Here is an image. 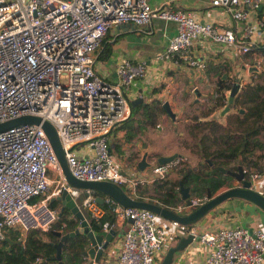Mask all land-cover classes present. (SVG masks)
I'll list each match as a JSON object with an SVG mask.
<instances>
[{"label": "built area", "instance_id": "built-area-1", "mask_svg": "<svg viewBox=\"0 0 264 264\" xmlns=\"http://www.w3.org/2000/svg\"><path fill=\"white\" fill-rule=\"evenodd\" d=\"M264 0H210L223 9L240 30L218 28L197 18L171 0L153 7L148 0H0V122L22 115L38 116L56 130L71 174L89 181L108 180L123 184L129 195L141 186L182 165L177 157L155 163L150 169L123 173L111 148L113 130L131 114L126 89L146 72L145 61L123 58L116 66L115 80L94 68V55L106 32L114 25L131 22L144 30L153 16L172 20L175 34L157 61L184 58L186 65L204 70L206 63L188 51L197 39L236 45L246 53L254 44L256 26L249 15ZM260 69L262 59L255 63ZM86 155V156H85ZM244 175L246 169L243 167ZM260 172L246 177L254 185ZM66 190L76 198L84 189L71 186L40 123L22 122L0 130V233L3 228L47 230L57 209L50 200ZM80 205L96 219L105 209L90 189ZM259 191V190H258ZM264 195V191L260 190ZM131 193V194H130ZM134 197V196H132ZM182 199L172 209L177 214L198 207L207 197ZM153 210L122 206L116 202L108 230L119 219L127 221L121 230L122 244L117 264H159L169 229L160 224ZM173 227L191 233L209 251L204 264H264V228L232 225L197 231L195 227L170 219ZM83 264H97L87 255Z\"/></svg>", "mask_w": 264, "mask_h": 264}, {"label": "crops", "instance_id": "crops-1", "mask_svg": "<svg viewBox=\"0 0 264 264\" xmlns=\"http://www.w3.org/2000/svg\"><path fill=\"white\" fill-rule=\"evenodd\" d=\"M165 1L167 0H148L149 4L153 7L159 6ZM171 1L178 7L192 11L197 18L214 23L218 28L240 30L243 24V22L235 24L227 12L221 8L212 6L210 0ZM256 21H261L262 24L256 26V31L252 35V39L255 41L253 45L259 46L264 44V2L260 6L259 11H252L249 15L248 22L255 24ZM125 28L127 27H121L117 24L107 31L105 43L110 45L108 56L106 58L100 57V50L102 48L100 46L94 55V68L102 75L115 80L117 78L116 66L123 58L146 62L147 68L145 74L135 78L130 83L126 89V94L130 99V103L135 101L131 105H140V107L150 103L153 99H159L162 102L168 100L172 111L175 113V119H171L164 110L159 114V124L154 127L157 129V133L160 134V138L163 132H165L163 135L166 136H175L176 133L180 137L184 136V128L183 126L180 128V126L183 122L193 121L192 119L195 117V113L201 107L199 105L205 104L208 100V96L213 91L215 72L222 71V75L225 73V76L221 75L222 78H228L230 81L238 78L241 84H245L251 80L252 72L256 71L247 70L246 66L254 64L256 61H252L250 56L241 53L236 45L220 44L207 38L195 40L190 46L188 54L189 56L193 55L199 59H203L206 66L209 64V67H211L210 70H207V68L205 70H199L194 66H188L183 57H175L173 60L157 61L155 55L165 49L169 38L176 32V24L172 20L153 16L151 22L146 27L144 26V30L140 29L136 24H133L126 30ZM229 72H231V75H229ZM195 87H197V91L200 93L198 99L193 91ZM226 92L228 93L229 89ZM215 111L211 112L207 118H212ZM216 113L218 118L223 114L221 110L216 111ZM198 118L203 119L202 116ZM222 118H220L221 122L224 123ZM125 131L126 129L123 127V124H120L113 130L110 141L111 148L120 151V157H117V159L122 166V171H132L136 168L135 165L138 158L132 155L134 157H129L128 159L127 156L130 154L129 150L135 152L141 151L142 154L144 147H141L140 134L142 133L143 136L144 134L143 132L137 133L131 140H127L125 138ZM258 136L264 142V129H262ZM144 138L153 142L152 145L147 146L153 148L147 154L149 160H154L159 154H169L175 151V149L170 148L171 145L169 147L164 145V142L168 140L163 141L162 145L157 147L154 143L156 141L155 138H148L147 136H144ZM160 147L162 150L159 151L158 149ZM185 149L184 147L183 149L176 148L181 156H185L186 158L187 156L185 154L192 152ZM195 155L197 154H191V156ZM253 157L262 161L264 164V149L259 146L255 147ZM197 158L198 160L201 159L199 156ZM131 160L132 163H130ZM253 170L258 171L256 168H253ZM233 179L232 184L228 186L239 185V182L235 178ZM253 187L256 190L264 191V168L260 172V176L255 180ZM192 210L184 212V215L190 213ZM158 221L170 231L165 243L164 252L160 257L161 260L167 248L174 245L187 232L173 227L168 218L159 217ZM187 224L190 227H195L197 231L232 225H240L247 228L261 226L264 228V210L247 199L230 197L221 201L202 217ZM126 225V220L119 219L112 227H109L113 228L116 233L113 235L107 247L102 251L98 259V264H117L115 257L121 249V230ZM105 231L102 230L99 232L104 233ZM25 234L22 233V237ZM208 251L209 247L206 244L193 239L183 250H179L174 254L171 264H204ZM46 264H58V262H48Z\"/></svg>", "mask_w": 264, "mask_h": 264}, {"label": "trees", "instance_id": "trees-1", "mask_svg": "<svg viewBox=\"0 0 264 264\" xmlns=\"http://www.w3.org/2000/svg\"><path fill=\"white\" fill-rule=\"evenodd\" d=\"M259 8L256 10L259 11ZM105 38L106 36L101 41V58H106L110 50V45L105 43ZM245 55L250 56L252 61L262 59V65L259 71L252 72L250 81L241 84L230 108L220 116V118L223 117L224 123L217 116H215L216 118H207L214 110H222L225 105L229 104L225 94L230 89L232 80L222 78V71H217L214 75L213 91L209 96L214 94L220 100L217 103L214 102L205 111L195 115L192 123L185 125L184 136L187 133V137L181 140V144L190 152L196 153L201 160L203 159V161L198 160L199 166L202 167L201 170H197V166L187 163L183 167L176 168L177 177H168L173 169L165 177L156 179L152 184L141 186L140 192L138 189L136 195L133 194L132 196L167 208H173L183 199L179 191L180 181L184 186L189 187V197L206 198L208 191L213 194L221 186L231 185L229 183L233 177L216 166H222L226 170H235L239 156H241L243 167L246 169V177L253 168L260 172L263 171L264 164L253 157V150L257 146L264 149V142L258 136L264 129V44L252 45ZM176 57L179 58L178 55ZM206 68L207 70L211 69L209 64L205 66L204 70ZM161 104V100L153 99L141 107L140 105H131V114L122 123L126 129L125 138L131 140L137 133L143 132L144 123L152 126L158 125V116L163 111ZM199 116H202L203 119H199ZM152 143L146 138L141 139L143 149ZM137 152L130 151L127 156L128 159L132 155H137ZM139 157L137 156V158ZM180 158L184 160L185 157L180 156ZM119 185L129 193L123 184ZM91 194L94 197L97 195L104 197L100 205L105 209V213L98 219L94 217L90 219L91 228L99 232L103 230L104 221H108V223L113 221L116 202L97 190H91ZM49 203L57 209V213L55 220L47 230L31 229L22 237V231L18 228L8 230L3 228V235L8 236L13 242L10 243L8 240L0 238V264L58 262L53 243L60 240V236L54 231L58 230L64 233L73 230L77 225V220L68 207L62 208L60 200L55 198ZM87 248L88 239L83 233L68 237L61 248L63 264H83L87 258V255L84 254Z\"/></svg>", "mask_w": 264, "mask_h": 264}, {"label": "water", "instance_id": "water-1", "mask_svg": "<svg viewBox=\"0 0 264 264\" xmlns=\"http://www.w3.org/2000/svg\"><path fill=\"white\" fill-rule=\"evenodd\" d=\"M260 6H262V4ZM132 25L133 23L131 22H124L119 24V26L121 27L126 26L127 28H125V30L128 29V27H131ZM246 67L247 70L259 71L258 67H256L255 64H251ZM229 75H231V72H229ZM222 76H225V73H223ZM240 86L241 83L239 82L238 78H235L234 81H232L231 87L228 92L229 94L227 97V101L229 104L223 107L221 113H224L230 108V104L233 103V99L236 93L238 92ZM197 90H198L197 87L193 88V91L196 94V98L198 99L200 93ZM134 102L135 101H132L131 104H134ZM161 107L171 119H175V113L172 111L168 100H164L161 104ZM240 110L242 111V109ZM22 122H34V123L41 122V125L44 128L45 133L51 143L53 151L56 154L57 159L61 165L65 179L71 186H74L79 189H84V191L81 192L75 199L72 198L65 189L55 197L56 199L61 201L62 208L64 206L68 207L72 215L75 216V219L78 221V224L73 230L64 233L58 230L54 231L57 235L60 236V240L54 243L51 242L56 248L55 257L58 260V264H63L61 260V248L63 242L68 237L74 236L75 234L78 233H83L88 239V248L84 251V254L90 257H94L96 260H98L100 255L102 254V251L107 247L113 235L116 233L113 228H109L104 233H100L91 228L90 214L80 205L84 196L88 195V191L86 189L97 190L102 194L110 197L113 201L119 203L122 206H135V207L148 208L150 210H153L162 217L168 219H174L186 224L194 222L198 218L202 217L205 213L210 211L221 201L230 197H241L247 199L252 203L256 204L257 206H259L262 210H264V195L260 193L258 190L254 189L253 183L250 179L244 177L245 175L243 172V164H242L241 156H239L238 158V162L235 170H230V169L226 170L222 166H216L221 171L227 172L228 174L233 176L239 182V185L230 186L214 194L208 191L206 201L201 203L198 207L194 208L190 213L185 215H180L170 208L158 204H154L146 200H140L135 197H132L119 184L113 181H108V180L89 181V180L79 179L73 176L69 171L68 165L65 160L64 152L60 145V141L57 136L55 128L51 123L47 121H41V119L38 116L22 115L19 117L2 121L0 122V130H3L9 126ZM152 149H153L152 147H147L146 149L143 150L141 156L138 158L136 165L140 170L151 167L155 163H164L166 161H170L181 156V154L178 151H173L169 154H159L156 156L154 160H149L147 158V154ZM179 184H180L179 191L181 192L182 198L188 201L189 187L184 186L181 183V181L179 182ZM95 200L99 203H102L104 197L102 195H97L95 196ZM248 229L249 231H251L250 227ZM0 238L8 240L10 243L13 242L12 240H10L8 236H2L1 233H0ZM192 241H193V235L191 233H186V235L181 236L174 245H171L167 248L159 264H171L174 254L179 250H183Z\"/></svg>", "mask_w": 264, "mask_h": 264}, {"label": "rangeland", "instance_id": "rangeland-1", "mask_svg": "<svg viewBox=\"0 0 264 264\" xmlns=\"http://www.w3.org/2000/svg\"><path fill=\"white\" fill-rule=\"evenodd\" d=\"M228 94L229 93H227L226 92V94H225V96H226V98L228 97ZM211 97V98H210ZM220 99L218 98V97H216V95H214V94H212L211 96H208V100L205 102V104H203V105H199V106H201L199 109H198V111L195 113V115H198V114H200V112H202V111H205L210 105H213L214 104V102H218ZM194 115V114H193ZM217 115V113L215 112L214 113V115H213V117H215ZM193 120V119H192ZM190 123H192V121H188V122H183L182 123V125L180 126V128L183 126V128H184V131L186 130L185 129V125H189ZM184 124V125H183ZM144 131H143V134H144V136H147L148 138H151V137H153V138H155L156 139V141H154V143H155V146H159V145H162V142L163 141H166V140H168L167 142H164V145H166L167 147H169V145H171L170 146V148H173V149H175V151H177L176 150V148H182L183 149V145L181 144V140H183L184 138H186L187 137V133H186V136H183V137H180V136H178L177 135V133H176V135L174 136V135H171V136H166V135H163L165 132H163L162 133V137L160 138V134L159 133H157L158 131H157V129H155V127L154 126H152V125H148L147 123H144ZM149 134H151V135H149ZM149 135V136H148ZM144 136L142 135H140V138L141 139H144ZM175 145V146H174ZM184 148H186V147H184ZM159 151L160 150H162V148L160 147L159 149H158ZM185 150H187V148L185 149ZM189 150V149H188ZM112 151L114 152V155L116 156V157H120L119 156V154H120V151H118V150H113L112 149ZM129 151H132V150H129ZM187 152V151H186ZM141 154V151L140 152H137V155L135 154V156L137 157H139V155ZM191 154L192 153H189V152H187V154H185L187 157L184 159V160H182V167H183V165H186L187 163H188V165H194V166H197L198 167V169L197 170H201V168L202 167H200L199 166V161H198V156L197 155H195V156H191ZM185 157V156H184ZM200 161H203V159L201 160L200 159ZM179 168V167H178ZM147 169H150L149 167L147 168ZM175 170L176 169H174L172 172H170L168 175V177H170V178H175V177H177V174H176V172H175ZM123 173H125V170L123 171ZM233 177V176H232ZM234 178V177H233ZM233 178H231V182L229 183V184H232V180H234ZM228 187V184L227 185H223L222 187H220L218 190L219 191H221V190H223V189H225V188H227ZM141 189V188H140ZM140 189H139V192H140ZM218 190H216L214 193H216V192H219ZM213 193V194H214Z\"/></svg>", "mask_w": 264, "mask_h": 264}, {"label": "clouds", "instance_id": "clouds-1", "mask_svg": "<svg viewBox=\"0 0 264 264\" xmlns=\"http://www.w3.org/2000/svg\"><path fill=\"white\" fill-rule=\"evenodd\" d=\"M228 187H230V186H228Z\"/></svg>", "mask_w": 264, "mask_h": 264}]
</instances>
